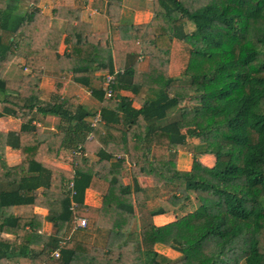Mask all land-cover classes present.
Returning a JSON list of instances; mask_svg holds the SVG:
<instances>
[{"label": "trees", "instance_id": "16d2710c", "mask_svg": "<svg viewBox=\"0 0 264 264\" xmlns=\"http://www.w3.org/2000/svg\"><path fill=\"white\" fill-rule=\"evenodd\" d=\"M153 1L152 21L129 25L126 36L123 0H106L104 15L118 30L113 39L82 21L89 0L57 4L53 16L41 13L40 0H0V117L21 122L18 131L0 130V264H264V0ZM57 20L65 28H54ZM4 32L13 40L5 42ZM172 52L183 53L176 73ZM17 56L30 72L7 78ZM46 72H72L100 106L87 108L77 95L43 100ZM108 73L115 74L110 97ZM48 115L60 119L58 132L37 125ZM8 147L20 151L19 164L5 161ZM182 149L214 155L215 164L194 156L191 169L181 170ZM63 150L71 152L69 169L46 161ZM127 159L133 185L124 181ZM139 177L173 188L174 208L186 210L192 194L199 205L164 225L149 220L134 235L136 211L148 210ZM87 189L100 193V207L85 204ZM22 205L48 212L34 222L14 213ZM83 216L90 224H81ZM45 218L54 234L34 243ZM69 227L106 231L109 249L70 239Z\"/></svg>", "mask_w": 264, "mask_h": 264}, {"label": "rangeland", "instance_id": "374dc122", "mask_svg": "<svg viewBox=\"0 0 264 264\" xmlns=\"http://www.w3.org/2000/svg\"><path fill=\"white\" fill-rule=\"evenodd\" d=\"M42 2H44V3H42L43 4L42 9H44L46 11L50 10V13L53 10L54 6L57 4L67 3L69 6L73 5V0H42ZM123 3H124V7L122 10L123 12H121L122 17L128 19V17L131 16L130 18H132V21L136 22V24H140V23L145 24V22H151L154 15H155V13H154V5L155 4H154L153 0H124ZM26 4L24 5L25 8H27V6H29L28 2ZM88 4H90V6L88 7V9H90V10H87V12L85 13L86 16L90 15L93 12L100 14L101 10L106 9V0H89ZM122 23H125L123 25L127 28V29H123L122 32L125 35L127 34L129 36L130 35L129 22L124 21ZM97 24L100 25V27H99L100 29H98L97 31L103 32L104 30H108L112 34L113 38L114 37L117 38V36H118L117 31L112 29V26L110 25L107 17L104 21H98ZM61 28H65V25H63ZM185 30L187 32L193 31L194 30V24L191 22H188L186 24ZM112 31H115V32L113 33ZM13 37H14V34L11 32H4V34H3V39L5 42H9V41L13 40ZM65 45H66V43H65ZM173 50L176 53L181 52L180 47H176L175 49L173 48ZM180 54L179 55L173 54V52H172V54L170 55V61H169V70L170 71L176 73V71H178V69H180L179 65L182 62L181 58L179 59ZM182 54H181V56H182ZM144 62L145 61H143L142 63H143V66L145 67L147 65V62L146 63H144ZM19 64H21V63H17L16 64L17 66L12 71H11L12 66H10V67L8 66L7 71L5 73V76L6 77L9 76L10 78L16 79V78H20L23 74L30 72L28 70H25ZM9 65H11V63ZM101 74H103V73H101ZM63 76H65V75L58 73L54 79H51L48 81L47 80L43 81V77L41 78V80H40V91H42L41 88H43V91H47L48 88L50 89V94L48 95L46 100L53 99L54 96H56V94H60L58 92V91H60L59 85L62 84L63 81H64V84H66V82L68 81V80H65L66 78H63ZM9 77H7V78H9ZM67 89H69V88H67ZM71 90L75 91L74 89H71ZM73 91L68 92V91L62 90L60 95H66V94L71 95V94H74ZM80 99H81L82 104L85 105L87 108H90V107L96 108V107L100 106L99 102L95 98L88 96L87 93H84L83 95H81ZM6 123H7L6 128L11 127V128H17V130L19 129L20 124H19L18 120L15 121L14 119H8V120H6ZM51 123H53V122H51V121L47 122V126L48 127L52 126ZM37 125H38V123H37ZM0 127L2 128V125H0ZM7 130H11V129H7ZM189 142L192 144H197L198 139L191 137V138H189ZM190 150H183L182 149L181 152L177 153V156H176L177 168H179L181 170H190L191 163L193 161L194 156H196L199 160L200 159L201 160L206 159L207 161L205 160V162L211 161V159H207L206 156H202L205 154L199 153L200 154V157H199L198 154L194 153L193 149H190ZM70 156H71V154H70ZM70 162H71V160H69V162L63 161V163L65 164L64 165L65 168H69ZM131 172H132L131 169L127 168V170L124 172V181L126 179V181L129 182L132 179V173ZM143 183L146 185L144 190L146 193V198L148 199V202H149L147 205L148 210L146 212L144 211L145 213L141 215V220H136L134 222L130 232H135L138 230V229H136L137 227L139 228L140 225H146L148 222H150L149 221V218L151 217L150 213H152L153 210H156L158 208L168 209L166 213H167L169 218L167 221L166 220L164 221L166 223V222H171V221L175 220L177 217L176 216L177 213L179 214L178 217L184 216L188 212L193 211L199 205L194 194H192L191 195L192 202L188 204L189 207L186 210L184 209L181 211L178 208H174L168 204V198H169L170 194L173 192L172 191L173 188H171V187L164 188L162 185L158 186V185H156L155 181H150V178L148 181L144 180ZM151 210H152V212H151ZM173 210H175V212H173ZM161 219L158 220L159 224L162 222ZM163 246L165 247L166 245H163ZM164 247L156 246V248H158L161 251L165 250ZM166 250H167V248H166ZM168 253L170 254V257L173 259H177L180 256L179 255L180 253L174 249L169 250ZM112 256L116 257V255L114 253L112 254Z\"/></svg>", "mask_w": 264, "mask_h": 264}, {"label": "crops", "instance_id": "0c3cea01", "mask_svg": "<svg viewBox=\"0 0 264 264\" xmlns=\"http://www.w3.org/2000/svg\"><path fill=\"white\" fill-rule=\"evenodd\" d=\"M42 3H44V2H42V0H40L39 5H38L41 13H44L45 15H48V16H53L52 14H53L54 8H53V10L50 13V10L46 11V10L42 9V7H43ZM65 4L68 5L67 3H65ZM74 5H75V3H74V0H73V5H71L70 7H73ZM89 6H90V4H87L86 7L84 8V10L82 11L81 19H82L83 22L91 24L93 31L99 32L97 30L100 29L99 28L100 25H98L97 22L98 21H104L106 19V16L104 15L105 10H101L100 14L99 13H95V12L92 11L93 13H91L88 16H86L85 13L87 12V10H90V9H88ZM123 7H124V3H123ZM121 16H122V14H121ZM130 17L131 16L128 17L129 25L130 24H136V22L132 21V18H130ZM53 23H54L53 27L54 28H58V29H60L64 25V22L61 21V20H57V22H53ZM145 23H147V22H145ZM123 24H125V23H123ZM140 24H142V23H140ZM116 28H117V25L112 27V29H116ZM104 31H106V30H104ZM116 31H117V34H118V30L117 29H116ZM112 32L114 33L115 31H112ZM111 36H112V34H111ZM113 39H116V37H114ZM58 50H59L60 53H63L65 50H67V45H65V43L63 42L62 44H60V47H59ZM24 61L25 60L22 57H19V56L15 57L13 59V61L11 62V65H9V67L12 66L11 71L17 66L16 65L17 63H21L19 65H21L23 67ZM25 70H28V69H25ZM57 74L58 73H52V72L48 73V72H46L43 75V81L44 80L48 81V80L54 79L57 76ZM63 75H65V76H63V78H66L65 80H68V81L66 82V84H64V81H63L62 84L59 85L60 91H58V92L61 94L62 90L63 91H68V92L69 91H73L71 89H74L75 91H73L74 94H71V95H67L66 94V95H61V96L77 95V96L81 97V95H83L84 93H87L88 96L92 97L91 89L83 88V87H81L78 84L73 82L72 72H67V73H65ZM7 77H9V76H7ZM10 79H15V78H10ZM16 79H19V78H16ZM67 88H69V89H67ZM41 89H42L41 98L43 100H46L48 95L50 94V89L48 88L47 91H43V88H41ZM122 93L126 94L127 92H122ZM8 119H14L15 121L18 120L19 124L21 123L20 119H16V118H12V117H0V125H2V128L0 127V130L6 131V132L7 131H11V130L12 131H18L19 129L17 130V128H11V127L6 128L7 127L6 126V124H7L6 120H8ZM50 121L53 122V123H51L52 126L48 127L47 126V122H50ZM37 123H38L39 126H41L43 128L44 131L58 132V128H59V125H60V119L58 117H55V116H52V115H48V116H45V117L41 116V119ZM19 128H20V126H19ZM7 129H11V130H7ZM179 152H181V150ZM70 154H71L70 151L63 150L61 152L60 157L58 159L53 160V161H51L50 159H47L46 161L48 163H50V164L55 165V166H58V167H61V168H65V166H64L65 164L63 163V161L69 162V160H71V158H72L70 156ZM198 155L200 157V154H198ZM202 156H206V158L207 159H211V161L210 162H205L206 159L205 160H203V159L201 160L200 159L201 162L205 163L206 165H208L210 167H212L215 164V156L214 155H202ZM5 161L7 162V164L9 166H13V165L19 164L21 162L20 151L17 150V149H13L11 147H8L7 151H6V155H5ZM126 163L128 165L127 168L131 169L130 168L131 165L128 163L127 160H126ZM191 165H192V163H191ZM70 167L71 166H69V168ZM69 168H65V169H69ZM149 178H150V181H155L156 185H157L156 179H154L152 177H139L138 178L139 186L144 189L146 187V185L143 182H144V180L148 181ZM125 183L133 185L134 181H133V179H131L129 182H127L126 179H125ZM85 204H87V205H89L91 207H100L102 205V196L100 195V193H98L97 191H95L93 189H87L86 192H85ZM47 212L48 211L46 209H43L41 207L34 206V205H22V206H17L14 209V213L16 215L34 217V222L36 221L37 214L40 213V214H44V216H45V214H47ZM145 212H146V210H145ZM145 212L142 213V212L136 211V215H137L136 220H141V215L144 214ZM84 218L87 220V223L90 224V220L87 217H84ZM168 218L169 217H168L167 213H164V214L152 216L151 218H149V220L152 221L153 223H155L156 225H164V224L169 223V222H166V223L164 222L165 220L167 221ZM159 219L162 220V222L160 224L158 223ZM140 226H139V228L137 227L136 229L139 230ZM42 227H43V231L41 230V231L35 233L33 235V237H32L34 240H36L34 243H38L39 242L41 245L48 239L49 236L54 234V230H55L53 224L50 223L46 218H45V222L43 223ZM137 231L131 232V233L134 234V235H138L139 231L138 232ZM67 233H69V235H71L70 239H73L74 241H76L78 243H82V244H87L88 243V244L94 245L95 247L100 248V249H102V248H106L107 249V247L109 249L108 243H110V239H109L106 231L97 230V231L91 232L89 230L85 231V230H83V228H79L77 230H73V227L72 228L69 227ZM4 236L8 237V238H15V236L12 235V234H4ZM137 238H138V236H137ZM156 246L164 247L162 244H157ZM35 248H38V247H35ZM164 248H165L164 251H161L158 248H156V249L158 251L162 252V253H165L166 255H168L170 257V254L168 253V251L171 250V248H168L166 246ZM166 248H167V250H166ZM113 249L115 251L114 254L116 255V257H113V260H116V258L118 257L119 253L113 247L110 250H113ZM94 254H95V252H94ZM15 260L16 261L12 262L11 264H29L26 261V259H15ZM109 264H112L110 259H109Z\"/></svg>", "mask_w": 264, "mask_h": 264}, {"label": "built area", "instance_id": "2783aa9c", "mask_svg": "<svg viewBox=\"0 0 264 264\" xmlns=\"http://www.w3.org/2000/svg\"><path fill=\"white\" fill-rule=\"evenodd\" d=\"M105 80H104V86H103V90L105 91L106 93V96L107 97H110L111 94H112V84L114 82V78H115V74H111V73H108L106 74L105 76ZM99 119V117H97ZM96 119V120H98ZM128 163H129V160L127 159ZM130 164V163H129ZM87 221L85 219H82L81 220V224L82 225H86ZM54 256L55 257H59L60 256V253L57 251L54 253Z\"/></svg>", "mask_w": 264, "mask_h": 264}]
</instances>
